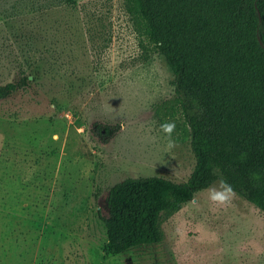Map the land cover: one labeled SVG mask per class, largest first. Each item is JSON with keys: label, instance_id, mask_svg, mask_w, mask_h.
I'll return each instance as SVG.
<instances>
[{"label": "rangeland", "instance_id": "obj_1", "mask_svg": "<svg viewBox=\"0 0 264 264\" xmlns=\"http://www.w3.org/2000/svg\"><path fill=\"white\" fill-rule=\"evenodd\" d=\"M20 69L32 84L0 100V264H264V212L212 201L222 181L164 217L161 243L105 252L112 186L196 164L174 72L126 0H0V84Z\"/></svg>", "mask_w": 264, "mask_h": 264}, {"label": "trees", "instance_id": "obj_2", "mask_svg": "<svg viewBox=\"0 0 264 264\" xmlns=\"http://www.w3.org/2000/svg\"><path fill=\"white\" fill-rule=\"evenodd\" d=\"M142 33L174 72L196 158L186 182L128 177L111 187L105 252L161 243L165 216L222 181L264 212V0H126ZM19 70L0 100L30 86ZM113 128L97 123L100 136Z\"/></svg>", "mask_w": 264, "mask_h": 264}, {"label": "clouds", "instance_id": "obj_3", "mask_svg": "<svg viewBox=\"0 0 264 264\" xmlns=\"http://www.w3.org/2000/svg\"><path fill=\"white\" fill-rule=\"evenodd\" d=\"M175 122H164L160 124V131L164 134V137L168 141V147L171 148L174 145L173 133L175 131ZM209 197L214 202H224L230 198L231 189L225 187L224 191H217L215 188H210Z\"/></svg>", "mask_w": 264, "mask_h": 264}]
</instances>
